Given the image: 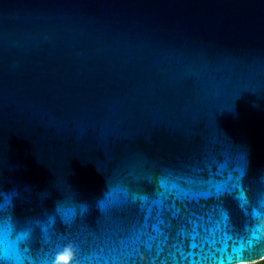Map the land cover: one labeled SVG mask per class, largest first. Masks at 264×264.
I'll return each instance as SVG.
<instances>
[{
    "label": "water",
    "instance_id": "obj_1",
    "mask_svg": "<svg viewBox=\"0 0 264 264\" xmlns=\"http://www.w3.org/2000/svg\"><path fill=\"white\" fill-rule=\"evenodd\" d=\"M0 187L15 264L263 261L264 0H0Z\"/></svg>",
    "mask_w": 264,
    "mask_h": 264
},
{
    "label": "clouds",
    "instance_id": "obj_2",
    "mask_svg": "<svg viewBox=\"0 0 264 264\" xmlns=\"http://www.w3.org/2000/svg\"><path fill=\"white\" fill-rule=\"evenodd\" d=\"M20 197L18 187L10 189H4L0 187V229H5L8 225L14 223L13 210L15 208V201ZM101 210H103V203L99 204ZM87 205L84 203L75 204L70 199L58 200L55 204L53 214L47 219L51 220L59 217L65 223L72 222L77 213L86 212ZM27 234V232H25ZM62 251L61 248L54 250L53 254L49 258V264H54L55 254ZM16 258L12 255L10 248L5 247L0 250V264H15ZM79 264V261L74 262Z\"/></svg>",
    "mask_w": 264,
    "mask_h": 264
},
{
    "label": "snow or ice",
    "instance_id": "obj_3",
    "mask_svg": "<svg viewBox=\"0 0 264 264\" xmlns=\"http://www.w3.org/2000/svg\"><path fill=\"white\" fill-rule=\"evenodd\" d=\"M165 187H167V185H165ZM173 187H175V186H173ZM217 191H219V188H217ZM182 194L185 195V196H192L193 198H195L196 195H201V196H203V195H211V192L210 191L207 192V193L200 192L198 194L189 193V192H183ZM134 199H135V197H134ZM139 199H145V197H139ZM103 207H105V205H103ZM66 224L70 225L71 222H68ZM198 229H199V225H197L196 228L193 229V236H192L193 243L191 244L192 248H196L197 247V244L195 243V240H196L197 235H198ZM156 231L159 232V228L158 227L156 228ZM10 251H11L12 255L17 259L18 258V250L15 247H12V248H10Z\"/></svg>",
    "mask_w": 264,
    "mask_h": 264
},
{
    "label": "trees",
    "instance_id": "obj_4",
    "mask_svg": "<svg viewBox=\"0 0 264 264\" xmlns=\"http://www.w3.org/2000/svg\"><path fill=\"white\" fill-rule=\"evenodd\" d=\"M259 264H264V260H263V261H261V262H259Z\"/></svg>",
    "mask_w": 264,
    "mask_h": 264
},
{
    "label": "rangeland",
    "instance_id": "obj_5",
    "mask_svg": "<svg viewBox=\"0 0 264 264\" xmlns=\"http://www.w3.org/2000/svg\"><path fill=\"white\" fill-rule=\"evenodd\" d=\"M256 264H259V263H256Z\"/></svg>",
    "mask_w": 264,
    "mask_h": 264
}]
</instances>
